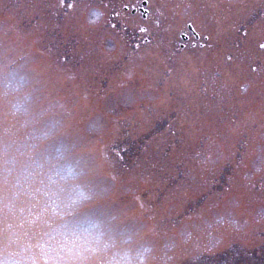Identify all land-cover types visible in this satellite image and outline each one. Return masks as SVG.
Returning <instances> with one entry per match:
<instances>
[{"label": "rangeland", "instance_id": "374dc122", "mask_svg": "<svg viewBox=\"0 0 264 264\" xmlns=\"http://www.w3.org/2000/svg\"><path fill=\"white\" fill-rule=\"evenodd\" d=\"M146 5L0 0L4 264H264V0Z\"/></svg>", "mask_w": 264, "mask_h": 264}, {"label": "snow or ice", "instance_id": "6c2138e0", "mask_svg": "<svg viewBox=\"0 0 264 264\" xmlns=\"http://www.w3.org/2000/svg\"><path fill=\"white\" fill-rule=\"evenodd\" d=\"M140 5L143 8L142 15H148V7L146 0H140ZM124 7H129L124 5ZM135 7V6H133ZM112 28L116 25L112 24ZM138 30L141 33H146L148 29L146 27L138 26ZM139 44L135 45V48H139ZM261 49H264V43L259 45ZM256 69L253 68V71ZM83 193L78 197L71 200L65 207L74 209L75 206L85 199ZM73 213L69 212V215ZM39 219V216L37 217ZM55 231V230H54ZM45 239H42L37 243L36 247L39 250V254L42 260V264H93V258H96L95 264H104L102 260L97 257V253L100 249L94 246L92 242L80 243L81 237L77 232V226L66 222L62 226V230L55 231L53 233H45ZM0 264H4V261L0 259ZM31 264H37L36 257L33 256Z\"/></svg>", "mask_w": 264, "mask_h": 264}]
</instances>
